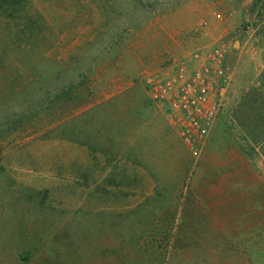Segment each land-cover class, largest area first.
Here are the masks:
<instances>
[{
    "label": "rangeland",
    "instance_id": "rangeland-1",
    "mask_svg": "<svg viewBox=\"0 0 264 264\" xmlns=\"http://www.w3.org/2000/svg\"><path fill=\"white\" fill-rule=\"evenodd\" d=\"M216 43L193 155L148 80ZM0 264H264V0L0 1Z\"/></svg>",
    "mask_w": 264,
    "mask_h": 264
},
{
    "label": "built area",
    "instance_id": "built-area-1",
    "mask_svg": "<svg viewBox=\"0 0 264 264\" xmlns=\"http://www.w3.org/2000/svg\"><path fill=\"white\" fill-rule=\"evenodd\" d=\"M234 81L229 45L216 43L199 47L173 68L152 76L148 94L188 151L199 155L229 103Z\"/></svg>",
    "mask_w": 264,
    "mask_h": 264
},
{
    "label": "crops",
    "instance_id": "crops-1",
    "mask_svg": "<svg viewBox=\"0 0 264 264\" xmlns=\"http://www.w3.org/2000/svg\"><path fill=\"white\" fill-rule=\"evenodd\" d=\"M155 106H156V105H155ZM156 107L159 108V109L164 113L165 117L167 118V120H168V122H169V119H168V117L166 116L164 110H163L162 108H160L159 106H156ZM169 124H170V122H169ZM170 127H171V124H170ZM171 128H172V127H171Z\"/></svg>",
    "mask_w": 264,
    "mask_h": 264
},
{
    "label": "trees",
    "instance_id": "trees-1",
    "mask_svg": "<svg viewBox=\"0 0 264 264\" xmlns=\"http://www.w3.org/2000/svg\"><path fill=\"white\" fill-rule=\"evenodd\" d=\"M0 1H4V2H5V1H7V0H0Z\"/></svg>",
    "mask_w": 264,
    "mask_h": 264
}]
</instances>
